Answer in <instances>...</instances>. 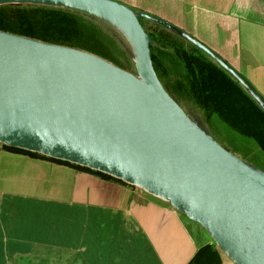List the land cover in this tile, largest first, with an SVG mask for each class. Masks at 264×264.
<instances>
[{
	"label": "water",
	"instance_id": "obj_1",
	"mask_svg": "<svg viewBox=\"0 0 264 264\" xmlns=\"http://www.w3.org/2000/svg\"><path fill=\"white\" fill-rule=\"evenodd\" d=\"M1 6L92 19L115 36L138 73L78 47L0 29L2 145L138 186L196 222L233 264H264V170L224 148L199 111L167 91L151 59L157 44L140 20L199 50L264 113V99L240 73L192 35L115 0H0ZM110 19L131 32L137 57Z\"/></svg>",
	"mask_w": 264,
	"mask_h": 264
},
{
	"label": "crops",
	"instance_id": "obj_2",
	"mask_svg": "<svg viewBox=\"0 0 264 264\" xmlns=\"http://www.w3.org/2000/svg\"><path fill=\"white\" fill-rule=\"evenodd\" d=\"M115 1L192 35L264 99V0ZM144 5L186 8L192 28ZM141 24L167 37L156 49H193L155 21ZM3 146L0 264H233L196 222L142 188Z\"/></svg>",
	"mask_w": 264,
	"mask_h": 264
},
{
	"label": "trees",
	"instance_id": "obj_3",
	"mask_svg": "<svg viewBox=\"0 0 264 264\" xmlns=\"http://www.w3.org/2000/svg\"><path fill=\"white\" fill-rule=\"evenodd\" d=\"M0 28L45 41L87 49L114 62L116 58L112 52L118 50L120 53H126L123 49H116L115 45L118 46V44L115 36L98 22L58 9L1 6ZM159 38L162 44L167 41V37L163 34H160ZM152 39L156 41L153 37ZM171 43L176 46V49H151L152 63L154 69H158L156 72H159V79L161 80L160 72L165 63L161 56H182L183 70L187 71L188 85L201 101L198 103L209 114L216 113L223 123L235 132L252 138L264 152V113L224 70L210 61L203 53L194 48L185 49L177 41ZM199 68H201L200 71ZM3 147L47 157L22 149ZM56 161L74 165L104 177H112L66 161L57 159Z\"/></svg>",
	"mask_w": 264,
	"mask_h": 264
},
{
	"label": "rangeland",
	"instance_id": "obj_4",
	"mask_svg": "<svg viewBox=\"0 0 264 264\" xmlns=\"http://www.w3.org/2000/svg\"><path fill=\"white\" fill-rule=\"evenodd\" d=\"M144 8H148L156 12H159L163 16L172 19V21L174 22L182 23L187 27H189L190 29L192 28L193 17H191V12L186 10V8L183 10L181 8H177V7L175 8L173 6H169L165 11L157 6H149V7L145 6ZM141 21L142 19L140 20V22ZM0 29L4 31H9L7 29H2V28ZM231 40L234 45V49H237L238 45L236 41V36L234 35ZM115 47L116 49H120L116 45ZM83 50L94 53L87 49H83ZM112 53L116 58V62L109 60L106 57L103 56L101 57L105 58L106 60L110 61L111 63L115 64L118 67L128 70L135 76L138 75L136 67L132 64V61L123 52L120 53L118 50H116ZM94 54L100 56L97 53ZM161 57L165 63L163 65V69H161L160 76H161V81L163 82L167 91L176 100L181 102V104H183L184 106L189 108L193 107L196 110H198L202 116V118H200L201 122L207 124L208 127L212 129V132L215 134L213 136L218 140V142L224 148L233 152L236 155L243 156L244 158L248 157L247 159L250 161V163L264 170V152L261 151L259 148H257L259 147L258 144H256L252 138L244 137L239 133H237V131L235 132V130L231 129L230 126L223 123L221 118L216 113L215 114L213 113L212 115L211 113L209 114V112L206 111L198 103L201 101L199 100L198 96L193 91L191 86L188 85V77L186 76L187 71L183 70L182 56L176 55L171 57H165V56H161ZM200 69L201 68H199V71ZM155 71H158V69ZM158 73L156 72L157 76H159ZM189 112L193 114V112L190 109ZM186 223H189V221L186 220ZM150 253L151 252L148 251L149 256Z\"/></svg>",
	"mask_w": 264,
	"mask_h": 264
},
{
	"label": "bare ground",
	"instance_id": "obj_5",
	"mask_svg": "<svg viewBox=\"0 0 264 264\" xmlns=\"http://www.w3.org/2000/svg\"><path fill=\"white\" fill-rule=\"evenodd\" d=\"M109 21L117 29V31L120 32L124 36V38L126 39L128 44L133 48L132 51H133L134 55H136V57H137V52L135 49V43H134L131 32L127 28H125L124 26H123L124 28L121 27L120 23H117L116 21L111 20V19Z\"/></svg>",
	"mask_w": 264,
	"mask_h": 264
},
{
	"label": "flooded vegetation",
	"instance_id": "obj_6",
	"mask_svg": "<svg viewBox=\"0 0 264 264\" xmlns=\"http://www.w3.org/2000/svg\"><path fill=\"white\" fill-rule=\"evenodd\" d=\"M150 34H152L151 36H152L156 41H157V40H158V41H161L160 38H159V36L156 35L155 33H151V32H150ZM156 38H157V39H156ZM151 49H155V47H152ZM165 49H166V48H165ZM167 49H176V46H174L173 43H172V44H170V48L167 47Z\"/></svg>",
	"mask_w": 264,
	"mask_h": 264
}]
</instances>
